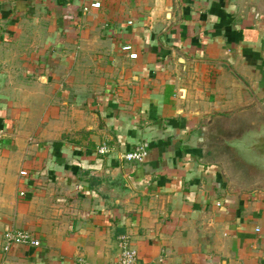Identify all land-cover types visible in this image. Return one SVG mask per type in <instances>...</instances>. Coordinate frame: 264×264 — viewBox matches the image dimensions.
<instances>
[{"label":"crops","instance_id":"obj_1","mask_svg":"<svg viewBox=\"0 0 264 264\" xmlns=\"http://www.w3.org/2000/svg\"><path fill=\"white\" fill-rule=\"evenodd\" d=\"M92 2L0 0V264H264V0Z\"/></svg>","mask_w":264,"mask_h":264},{"label":"built area","instance_id":"obj_2","mask_svg":"<svg viewBox=\"0 0 264 264\" xmlns=\"http://www.w3.org/2000/svg\"><path fill=\"white\" fill-rule=\"evenodd\" d=\"M103 0H93L91 3L92 8L102 7ZM87 10V8H86ZM132 47L127 45L124 47V50H131ZM132 58H136V53H131ZM100 152L107 153L108 148L105 146L101 147ZM148 153V145L146 143L138 145L136 148L127 151L123 154V158L127 161L140 163L143 162ZM28 172L23 170L20 172L22 177L27 176ZM22 196L25 195L24 191L20 193ZM5 251L10 250L13 244H22V245H40V241L35 239L30 233L24 231H10L6 234L5 237ZM120 256L116 264H139V255L136 249L131 246L129 238L127 236L120 237Z\"/></svg>","mask_w":264,"mask_h":264}]
</instances>
